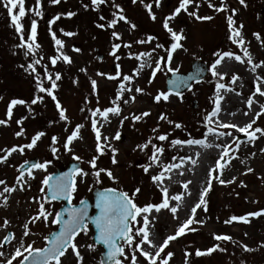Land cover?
<instances>
[{
  "label": "rangeland",
  "instance_id": "1",
  "mask_svg": "<svg viewBox=\"0 0 264 264\" xmlns=\"http://www.w3.org/2000/svg\"><path fill=\"white\" fill-rule=\"evenodd\" d=\"M144 2L152 4L155 20L140 0H136V3L132 0H106V3L99 6H93L91 0H60L56 4L51 3V0H40L38 10L42 15L39 16L35 14L36 0H24L26 14L20 18L22 32L18 33L5 6L6 0H0V119L7 121L0 125V150L17 147L7 161L0 163V179L15 189L20 186V191L23 192L10 205L0 197V252H3L0 264H5L8 259H12V264H19L22 257H15V249L21 243L27 247L30 244L28 239H38L39 246L32 247L45 248L49 235L58 230V223H52V220L55 213H59L63 202L47 199L48 188L43 184L45 177L66 169L71 163L79 164L87 175L78 173L75 176L73 205H79L83 200L92 201L94 191L102 189L127 192L138 206L161 203L164 198L161 182L153 181L152 176L167 170L159 168L164 160L169 168L172 164L180 166L179 161L184 158V153H180L182 147L172 143L177 139H204L210 146H204L203 151L197 155V168L187 172L182 184L171 185L169 209H161L157 213L161 214L160 217L149 220L148 230L162 244L189 217L193 219V223L187 226L183 234L164 247L161 256L157 258V264H160L161 258L168 252L173 253L169 264H264L261 247L264 244V213L258 217L248 216L249 222L225 223L232 216L239 217L264 209V152L261 151L264 149V135L257 133V138L252 141L245 133L219 126L221 122L244 126L255 120L253 128L264 129V113L256 116L261 105H264V96L256 92L257 86L264 87V64L261 63L264 61V0H245L246 7L239 0H224L227 10L219 12L209 8L207 0H193V4L187 6L188 11L213 18L197 20L181 10L169 21V27L184 37L180 41H175L163 27L164 18L178 7L179 0H160L159 7L155 6L154 0ZM220 2L221 0H212L216 6ZM197 4L199 7H196ZM84 5L88 7L85 8ZM121 9L131 23L119 20ZM232 9L236 10L233 16L234 27L243 25L240 29L245 41L243 46L234 44L229 39L231 33L227 16L232 14ZM68 12L75 15L69 17L66 15ZM13 14L18 15V8L13 9ZM57 16L59 19H56ZM101 16L105 19L101 20ZM113 18L117 19V23L109 27L108 22ZM32 20L37 22L36 43L39 47L29 49L28 45L33 43L29 39ZM51 21L54 22L50 23ZM99 24H104L105 27L100 28L97 26ZM131 24L136 27L132 28ZM113 31L119 34V39L112 36ZM68 32L73 35L64 34ZM52 33L63 41L59 51ZM254 33L261 34V39H257ZM166 39L183 47L167 51L168 42H164ZM113 44L121 45L115 50V56L112 54ZM244 48L250 53L252 64L247 63ZM224 51L239 55L241 61L235 60L234 56L223 58L222 62L229 59L234 65L233 70L223 74L222 78L213 76L211 65L218 58L216 54ZM169 52L172 53L170 62ZM62 54L69 56L71 62L65 63ZM100 55L104 58L99 59ZM53 57H58L55 65L51 63ZM195 60L206 63L209 67L207 76L183 95L170 93L166 85L167 77L174 73H187ZM157 62L160 64L158 70ZM239 64L245 70H238ZM256 64L260 67L253 70V65ZM169 68L174 71H169ZM56 74L60 75V79L55 81L57 87L52 89L51 82L55 80ZM123 75L131 76V80H123ZM233 75L238 77L235 81L232 80ZM93 80L97 82L95 90L91 84ZM217 83H223L225 88L217 90ZM121 84L124 85L123 91ZM41 88L50 89L56 99L47 91L42 92ZM136 88L143 91L136 92ZM118 92L120 99L116 98ZM161 92L168 94L167 101H155L154 97ZM218 94L223 97L217 114L218 121L221 122L215 125L212 123L213 117L211 122L205 117L216 107ZM137 97L149 102L143 103L141 109L131 111ZM249 97L253 100L251 107L247 104ZM14 99L23 100L24 104L14 105L9 118L8 105ZM33 100H36L35 104L32 103ZM125 100L128 102L124 103ZM57 102L65 111L66 120L60 119ZM116 106L120 108V117L109 124L105 135L108 140L101 143L103 151L98 152L91 123L96 119L99 128V122L105 119L99 114L92 117L91 111ZM144 112L149 115L142 116ZM110 115L114 114L109 113L108 117ZM162 115L166 119H161ZM133 116H141V119L134 121ZM80 124L83 127L79 129L78 138L68 144L66 149L64 145L67 137ZM176 124L181 127L177 128ZM208 128L215 131L210 133ZM21 129L22 134L17 136L16 132ZM99 130L101 132L100 128ZM37 132H43L44 135L36 145L31 149L24 147ZM117 132L120 133L119 139L115 138ZM158 135H166L167 139L161 141L157 139ZM53 137H56L55 143ZM142 145L146 146L138 147ZM183 145L185 148L192 146ZM225 146L229 149L227 156H224ZM22 147L23 152L20 151ZM53 147L57 149L55 153L52 152ZM156 148H162L163 151L158 152ZM113 149L116 150L115 153ZM0 155H4V152L0 151ZM93 158H96V168H92L89 163ZM32 160L46 164V168H34L21 176V167ZM217 160H220L222 168L216 167ZM242 163L248 165L233 175L234 165ZM146 167L147 172L144 170ZM248 168L253 171L248 172ZM99 169L110 170L116 179L109 178L106 172H101L97 177ZM18 179L21 184H17ZM220 179L232 182L221 184ZM209 182L211 187L204 196L206 203L193 214L191 208L199 202ZM185 183L187 188L184 187ZM3 187L4 185H0V190ZM136 188L140 192L133 195ZM178 194L182 196L173 205L177 207V212L173 214L170 211V201L172 196ZM4 195L7 196L8 193ZM27 203L30 209L25 210ZM41 204L53 215L47 220L42 217L34 220ZM151 215L153 214L150 212L148 216ZM201 220L204 222L198 223ZM5 221L8 223L5 224ZM141 226L142 220L137 217V222L132 223L133 232ZM25 231L28 232L26 236ZM217 234L230 236L231 239L218 241L214 238ZM10 235L12 240L5 245L3 237L9 238ZM93 237L94 231L92 227H88L87 234L81 233L75 240L78 251L83 256V264H102L104 250L94 243ZM138 240L139 237H134L133 243ZM89 244L93 245L92 249L86 247ZM216 245L222 250L201 256L195 254L197 249L204 251ZM242 245H247L252 251H245ZM124 247L122 264H131L132 255L137 257V264H148L139 251H134L127 245ZM141 247L153 253L156 250L149 249L147 244H142ZM23 254L27 255L26 252ZM61 264H77L71 248L61 257Z\"/></svg>",
  "mask_w": 264,
  "mask_h": 264
},
{
  "label": "snow or ice",
  "instance_id": "2",
  "mask_svg": "<svg viewBox=\"0 0 264 264\" xmlns=\"http://www.w3.org/2000/svg\"><path fill=\"white\" fill-rule=\"evenodd\" d=\"M60 0H51V3L56 4L59 3ZM133 3H136V0H132ZM155 2V6L159 7L160 6V0H154ZM241 5H244L245 7L246 2L245 0H239ZM106 3V0H91V4L93 6H99ZM140 3L142 5H144V7L148 10L149 15L151 16V18L153 20L156 19L155 14L152 12V4H145L144 0H140ZM208 3V7L209 8H214L217 12L222 11V10H227V6L224 3V0H221L219 6H216L212 3V0H207ZM36 4H37V10H35V14L37 16L42 15V13L38 10L39 4H40V0H36ZM193 4V0H179V5L178 7H176L172 13L164 18L163 20V27L169 32L171 33L173 39L175 41H180L182 40L184 37L182 36V34L177 33L175 31L172 30L171 27H169V21L174 19L180 12L181 10H184L185 12L188 13V15L190 16H194L197 20H210L213 17L211 16H199L197 15V13L195 11H188V5ZM6 8L7 11L11 17V20L15 26V29L18 33L22 32V24L20 23V18L23 17L26 14V10L24 7V0H6ZM85 8L88 7V5H84ZM117 8H119V5H116ZM196 7H199V5L197 4ZM18 8V15L17 14H13V9ZM232 14L227 16V23H228V28H229V32L231 33V35L229 36V39L232 40V42L234 44H238L240 46H243L245 44V41L241 35V31L240 29L243 27V25L241 24L239 27H234L235 21L233 19V16L235 15L236 10L232 9L231 10ZM67 16L71 17L73 15H75V13L73 12H68L66 14ZM119 20L121 21H125L126 23H131L130 21L127 20V18L123 15V10H120L119 16H118ZM56 19H59V16L56 17ZM101 20H104L105 18L103 16L100 17ZM54 21H51L50 23H52ZM117 23V19L113 18L112 20H110L108 22V26L112 27L115 26ZM100 28H104L105 25L104 24H99L97 25ZM132 28H135L136 25L135 24H131ZM61 31H63L61 29ZM65 35L71 36L73 35V33L68 32V33H64ZM254 35L257 37V39H261V34L259 33H254ZM36 36H37V22L36 20H32L31 22V35L29 37V39L33 42L32 44L28 45V48L31 49L33 46L35 47H39L38 43H36ZM113 37H116L117 39H119V34L116 31H113L112 33ZM52 39L55 41V44L58 47V51L59 48L63 46V41L58 39L55 35V33H52ZM120 44H113L112 45V54L115 56V50L120 48ZM183 46L179 43H175L173 44V50L177 49V48H182ZM76 51H80V49H75ZM147 55V54H144ZM218 56V58L214 61V63L211 65L212 68V75L213 76H219V77H223L222 73H219L216 69L217 66H219L223 60V58L228 57L231 58L234 56L235 60L237 61H241V57L239 55H235L232 52L229 51H224L222 53H217L216 54ZM244 55L246 57H248L247 59V63L252 64V58L250 53L248 52L247 48H244ZM63 61L65 63H70L71 59L69 56L67 55H63ZM171 57H172V53L169 52L168 53V60L169 62L171 61ZM119 57H117L118 59ZM58 57H53L51 59V63L53 65L56 64ZM243 62V61H242ZM262 64H264V61L261 62ZM119 68V66H117ZM260 67L259 64L253 65V70H255V68ZM160 68V64L157 62L156 63V69L158 70ZM81 71H83V69H81ZM169 71H174L173 69L169 68ZM119 75V73H117ZM154 75V74H153ZM238 77L233 75L232 76V80L235 81ZM49 79L51 80V77H49ZM60 79V75L56 74L55 76V80H52L51 82V88L54 89L57 87L55 81ZM123 80L125 81H129L131 80V76L129 75H123L122 77ZM259 79V77L257 78ZM185 83V81L180 80L178 82V84H183ZM92 84V88L93 90L96 89V85L97 82L95 80L91 81ZM121 91L124 90V85L121 84ZM225 85L223 83H217L216 84V89L220 90V89H224ZM42 92L43 91H47L49 95H52V92L50 89H45V88H41L40 89ZM136 92H142L143 90L140 88H136L135 89ZM256 92L259 93V95L264 96V87L261 86H257L256 88ZM179 95V93H177ZM52 98L55 100L56 97L54 95H52ZM117 99H120V92L117 93L116 95ZM168 94L161 92L159 94H157L154 99L155 101L159 102L161 101V99L167 101L168 100ZM134 99V97H133ZM223 99L222 96H220L219 94L216 97L215 100V105L216 107L214 108V110L205 117L206 120H208L209 122H211V118L212 117H216L217 114L220 112V101ZM128 101L125 100L124 103H127ZM33 104L36 103V100L32 101ZM253 103V100L251 97L248 98L247 100V104L249 105V107H251ZM17 104H24L23 100H12L10 102V104L8 105V111H7V115L10 118L12 115V107L14 105ZM56 107L58 109H60L59 111V115H60V119L61 120H66L67 117L65 115V111L63 109H61V106L59 104V102H57ZM112 113L115 115H120V108L119 106L116 107H106L105 109L101 110L100 108H96L95 110L91 111V116L92 117H96L97 114H99L101 117H103L104 119L108 118V114ZM261 113H264V105H261L260 107V111L256 113V116H259ZM247 114V113H245ZM142 116H147L149 115L148 112H144L141 114ZM124 119H127V117H125ZM132 119L135 120H139L141 119V116H133ZM161 119H166V117H164L163 115L161 116ZM7 121L4 119H0V125H4L6 124ZM19 123V121H18ZM169 123H171V121H169ZM255 123V120L245 124L244 126H238L237 124H225V123H221L219 126L220 127H224V128H234L236 129L238 132L240 133H245L247 134V136L249 137L250 140L254 141L257 136V133H260L261 135H264V129H261L259 127L253 128V124ZM177 128L181 127L180 124H176L175 125ZM83 125H76L75 129L71 132V134L67 137V143H65L64 147L67 149L68 148V144H70L74 139L78 138V134H79V129L82 128ZM91 127L92 130L95 132V139L97 141V151L98 152H102L103 149L101 148V143L103 141H107L108 137L107 136H103L101 135V132L99 130V128L97 127V120L93 119L92 123H91ZM251 129V130H250ZM22 129L21 131L16 132L17 136H20L22 134ZM215 130L212 128H208V132L212 133ZM44 135L43 132H37L35 136H33L31 138V142L28 143L27 145H25L24 147L31 149L33 148L37 141ZM225 135H230V133H225ZM115 138L119 139L120 138V133L117 132L115 134ZM157 139L164 141L167 139L166 135H158ZM53 143L56 142V137L52 138ZM173 144H188V145H202L205 147H208L210 145H207L204 139H188V140H173L172 141ZM146 145H142V146H138V147H145ZM155 147V146H153ZM219 147V145H218ZM17 150V147L14 146L12 148L6 149V150H0L4 152V155H0V163H3L5 161H7L8 157L12 154V152H15ZM20 151L23 152V147L20 148ZM57 151V149L55 147L52 148V152L55 153ZM115 149H113V152L115 153ZM156 151L158 152H162L163 149L162 148H156ZM224 151V156L228 155L229 149L227 146H225L223 148ZM262 152H264V149H261ZM199 155V154H197ZM75 159H80V157H74ZM183 159V158H181ZM191 159V158H188ZM221 159H223V157H221ZM115 158L113 157V163H115ZM27 163V162H25ZM90 165L92 166V168H96V158H93L91 161H89ZM193 163H195V161H193ZM33 168L36 169H44L46 168V164L43 163H37L32 165ZM178 167V165L172 164L170 166V168H176ZM216 167L217 168H222V165L220 163V160H217L216 162ZM169 168V170H170ZM145 172L148 171V168L146 167ZM248 172L253 171L252 168H248L247 169ZM101 172H106L107 175L109 176V178L115 180L116 178L113 176L112 172L110 170H105V169H99L96 172V176L99 177ZM73 173H79L80 175H87V173L83 172L81 169H73ZM31 174V173H29ZM211 174V173H210ZM21 176H23V173L21 172ZM71 176V174H70ZM164 176V173H160L159 175H154L152 176V180L155 182H160L162 181V177ZM235 178L233 177L232 180H234ZM232 180H223L220 179L219 182L221 184H226V183H231ZM99 182V181H97ZM21 180L18 179L17 180V184H21ZM190 183V182H187ZM187 183L184 184V187L187 188ZM243 183V182H241ZM43 184L48 186V192L51 193V199L55 200L58 199L60 197H63L65 200L71 202L72 200V194L76 191V184L75 181H73L72 179H65L64 177H58L55 179V181H53L52 177H45V179L43 180ZM0 185H4L3 189L0 190V197H3L5 203L7 202L8 197L4 195V193H8L11 194L14 190L15 187L14 186H8L6 184V182L2 179H0ZM211 187V184L209 182L208 186L205 189V192L201 194L199 202L196 203L192 208H191V212L194 214L196 213V210L199 209L201 207V205H204L205 199L204 196L208 190V188ZM41 191H44V189H41ZM162 195H163V200L161 203H157V204H152L149 203L147 205L144 206H138L136 203H134L133 199L129 197V194L127 192H118L115 189H105L104 191L98 193V197H97V202H96V207L99 209V215H97L96 217H94L92 219V223L95 225V228L98 230L99 235L97 237V239L107 248V252H106V256L108 258V260L111 262V264H122V260L121 257H125V247L124 245H127L129 247H132L134 251H139L140 255L144 257V259L146 261H148V264H157V258L161 256V252H163L164 247H166L168 245V243L172 240H175L177 237H179L181 234H183L185 232V229L187 228V226L191 223H193V219L192 217H189V219L183 224L181 225L178 230L175 232L174 235H169L167 236L166 239L163 240L162 244L160 245H155L153 240L149 239V230H148V225H149V216L148 214L150 212H152V210L154 209L155 212H160L161 209H169V198H168V189L167 188H162ZM140 189L136 188L134 190L133 195H135L136 193H139ZM181 196L182 194H178V195H174L171 197L172 200L175 201H180L181 200ZM84 201H81V204H83ZM170 211L175 214L177 212V207L176 206H172L170 208ZM206 211V208H205ZM262 213H264V209H261L260 211H256V212H252V213H248L246 215H242V216H232L230 218V220L225 221V223H231L233 221H243V222H249L247 220L248 216L251 217H258L260 216ZM50 215H53L52 213H49L46 211V209L44 208L43 204L40 205L39 208V212L37 214L36 217H34L35 219H40L41 217L44 220H47L48 217ZM60 213H55V218L52 220V223H62V227H60L58 234L52 238L51 240L48 241L49 246L45 247V248H33L31 244L27 245V247L24 246L23 243L20 244L19 247H17L15 249V257H22V260L19 261V264H51V262H55V264H61V257L65 256L66 250L70 247L72 249V252L75 254V257L77 259V264H83V256L81 255V253L78 251V245L76 243H74V239L75 237L79 234V233H84L87 234L88 231V224L85 223V219L88 217V212L86 208H72L68 211V218L67 220L61 221L60 220ZM137 217H140L143 223V226L138 227L135 229V231L133 232V228L131 227L132 222H137ZM204 221H198V223H203ZM5 224H7L8 222L5 221ZM25 228H27V225H25ZM24 235H28V232L25 231ZM134 237H139L138 242L133 243L134 241ZM214 238L216 240H230L231 237L227 236V235H215ZM47 239V238H46ZM3 240L5 242H8V236H4ZM120 242V243H118ZM142 244H147L149 246V249L151 248H155V252L153 253L150 250H147L145 248H142L141 245ZM87 248L92 249L93 245L89 244L86 245ZM243 249L245 251H252V249L248 248L247 245H242ZM219 249V245H216L212 248L206 249L204 251H201L199 249L196 250V256H201V255H205V254H211L213 251H216ZM23 250V251H22ZM222 250V249H219ZM26 252L27 255H24L23 253ZM3 255V252H0V256ZM173 253L168 252L166 253V256L164 258H161L160 260V264H169V258L172 257ZM186 256L188 255V253L185 254ZM13 257V258H15ZM5 264H12V259H8ZM131 264H137V257L135 255L131 256Z\"/></svg>",
  "mask_w": 264,
  "mask_h": 264
},
{
  "label": "water",
  "instance_id": "3",
  "mask_svg": "<svg viewBox=\"0 0 264 264\" xmlns=\"http://www.w3.org/2000/svg\"><path fill=\"white\" fill-rule=\"evenodd\" d=\"M164 42H168L169 43L168 49H172L173 43L170 42L169 39H166ZM207 74H208V68H207L206 64L201 60H196L192 63L191 70L188 73H186V74H172L171 76H169L167 78V89L169 92L174 93L176 95H178L177 93H179V95L185 94L192 87V85L194 83L201 82L206 77ZM180 80L185 81V83L178 84V82ZM37 163L38 162L36 160H32V161L27 162L21 168V172L26 173V172L34 169L32 167V165L37 164ZM74 168L80 169V165L77 163H71L66 169L59 170L56 174H53L51 177H52L53 181H55V179L58 177H64L65 179L70 178L73 181H75V176L78 173H73ZM70 174H71V176H70ZM75 184H76V181H75ZM102 191H104V190H96L94 192L93 202H90L88 200H84L83 204H80L77 206L72 205V200H71V202H69V201L65 200L63 197H60V198L55 199V200L56 201H62L64 203L63 207L61 208V210L59 212L60 213L59 218L61 221L67 220L68 211L72 208H78V209L79 208H86L87 209L88 217L85 219V223H87L88 225H91L94 228V231H95L94 242L97 245L103 247V249H104V253L102 255V263L103 264H111V262L108 260V258L106 256L107 248L97 239L99 232L95 228V225L92 223V219L94 217H96L97 215H99V209L96 207V202H97L98 193H100ZM72 198H73V195H72ZM47 199L50 201H53V199H51V193L50 192H48ZM92 212H95V214H92ZM58 224H59L58 230L53 232L47 240V247L49 246L48 241L51 240L52 238H54L58 234L60 227H62V223H58ZM78 235L75 237V239L78 237ZM75 239H74V241H75ZM11 240H12V236L10 235V237L8 238V242H5V245L9 244ZM118 243H120V242H118Z\"/></svg>",
  "mask_w": 264,
  "mask_h": 264
},
{
  "label": "bare ground",
  "instance_id": "4",
  "mask_svg": "<svg viewBox=\"0 0 264 264\" xmlns=\"http://www.w3.org/2000/svg\"><path fill=\"white\" fill-rule=\"evenodd\" d=\"M202 3H204V1H202ZM252 46V45H251ZM252 52V50H251ZM234 68V65L229 61V59H226L225 61H223L217 68V71L219 73L222 74H227L230 71H232ZM238 70H245L244 66L242 64H239ZM149 100H144L143 98L137 97L136 101L133 103L131 111H137L139 109H141L143 107V103L144 104H148ZM120 115H110L107 119H105L104 121H100L98 126L101 129V133L103 136H105L108 133V126L110 123H112L114 120H116L117 118H119ZM212 123L215 125H218V123H220L221 121H218V115L216 117H213L212 119ZM222 123V122H221ZM204 146L199 145L197 147H195L194 145L190 146V147H186L184 150L182 149V151L180 150V152L184 153V158L179 161V167L176 169H171L169 171V173L166 175V177L168 178L164 184H161V189L162 188H167L168 189V195H171V192L169 191V188H171V185L173 186L174 184L177 185H181L182 184V179L183 177L187 174V172L190 169L193 168H197L196 167V157L197 154H199L201 152V150L203 151ZM191 158V159H188ZM193 161H195V163H193ZM245 165L247 166L248 164L245 163ZM244 163L242 164H235V168H234V173H232L233 175H235L237 172H239L243 167H245ZM2 190V189H1ZM23 194L22 191H20V186H17V188L11 193L8 194V201H7V205H10V203H12L13 201L17 200V198L19 196H21ZM176 203L175 200L170 201V207H172L174 204ZM30 209L29 204L27 203L25 205V210ZM161 214H153L149 217V220H153L155 218L160 217ZM149 239L153 240L155 245H160V239H155L154 237H152V233L149 230ZM33 234H31L32 236ZM169 235V234H167ZM30 238V237H29ZM2 239V238H1ZM0 239V241H1ZM28 242L34 246V245H38L39 246V242L38 239H28ZM148 246V245H147ZM149 247V246H148Z\"/></svg>",
  "mask_w": 264,
  "mask_h": 264
},
{
  "label": "flooded vegetation",
  "instance_id": "5",
  "mask_svg": "<svg viewBox=\"0 0 264 264\" xmlns=\"http://www.w3.org/2000/svg\"><path fill=\"white\" fill-rule=\"evenodd\" d=\"M261 247H262V250H263V252H264V244H262V246H261ZM263 260H264V257H263Z\"/></svg>",
  "mask_w": 264,
  "mask_h": 264
}]
</instances>
